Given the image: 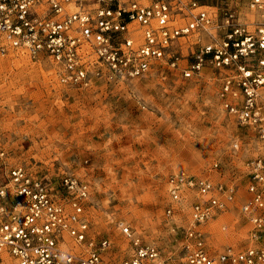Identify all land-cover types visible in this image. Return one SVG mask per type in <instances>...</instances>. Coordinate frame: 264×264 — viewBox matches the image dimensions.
Here are the masks:
<instances>
[{"label": "built area", "instance_id": "1", "mask_svg": "<svg viewBox=\"0 0 264 264\" xmlns=\"http://www.w3.org/2000/svg\"><path fill=\"white\" fill-rule=\"evenodd\" d=\"M249 8L255 20L203 0H0V54L46 56L61 83L80 88L158 69L190 78L211 68L220 105L253 143L240 207L248 223L243 248L212 250L203 228L229 208L233 183L185 169L168 175L166 217L195 195L180 259L143 243L122 220L116 226L131 251L116 259L111 239L90 233L86 183L63 176L58 195L0 149V264H264V0H249Z\"/></svg>", "mask_w": 264, "mask_h": 264}, {"label": "rangeland", "instance_id": "2", "mask_svg": "<svg viewBox=\"0 0 264 264\" xmlns=\"http://www.w3.org/2000/svg\"><path fill=\"white\" fill-rule=\"evenodd\" d=\"M203 3L238 10L241 20L257 17L249 0ZM217 90L211 68L190 78L158 69L143 78L80 88L61 83L46 56L0 54V149L10 164L49 182L58 195L63 176L86 183L83 211L90 233L108 236L116 259L131 251L118 220L164 257L184 255L195 195L188 193L173 218L164 214L170 202L166 180L179 169L234 184L229 208L203 228L212 250L243 248L248 225L240 207L253 143L222 108Z\"/></svg>", "mask_w": 264, "mask_h": 264}, {"label": "bare ground", "instance_id": "3", "mask_svg": "<svg viewBox=\"0 0 264 264\" xmlns=\"http://www.w3.org/2000/svg\"><path fill=\"white\" fill-rule=\"evenodd\" d=\"M248 11V10H247ZM248 13V12H247ZM251 14V13H250ZM253 17V16H252ZM35 72V71H34ZM33 73V72H32ZM220 118V117H219ZM228 174H229V172H228ZM224 178V177H223ZM226 178V177H225ZM246 187V186H245ZM244 188V187H243ZM238 196V195H237ZM168 201V200H167ZM236 203V202H235ZM229 215V214H228ZM240 217V216H239ZM181 218V217H180ZM244 218V217H243ZM242 220V219H241ZM173 221H175V220H173ZM244 221V220H243ZM245 222V221H244ZM241 223H242V221H241ZM235 224V223H234ZM237 224V223H236ZM243 225H245V223L243 224ZM246 225H248V223H246ZM105 227V226H104ZM113 227V226H112ZM237 227V226H236ZM243 227H245V226H243ZM246 228H247V226H246ZM112 229V228H111ZM230 228H228V230H229ZM239 229V228H238ZM245 229V228H244ZM246 232V231H245ZM116 234V233H115ZM119 234V233H118ZM231 234V233H230ZM240 234V233H239ZM245 235V234H244ZM123 236V235H122ZM231 237V236H230ZM245 237V236H244ZM3 264H5V263H3ZM6 264H7V262H6Z\"/></svg>", "mask_w": 264, "mask_h": 264}]
</instances>
